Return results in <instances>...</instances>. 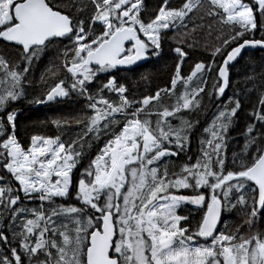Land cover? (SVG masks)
<instances>
[{"label": "snow or ice", "instance_id": "1", "mask_svg": "<svg viewBox=\"0 0 264 264\" xmlns=\"http://www.w3.org/2000/svg\"><path fill=\"white\" fill-rule=\"evenodd\" d=\"M88 5L90 14L81 18ZM143 7L142 0H88L87 5L82 0H0V41L18 47L21 56L10 63L0 55V113H6L0 116V169L11 177H0V215L8 214L11 236L0 230V244L7 249L0 251V264H24L18 249L28 264H264V131L255 128L259 122L264 129V95L260 110L250 113L255 120L247 125L243 149L233 154L230 170H225L222 155L225 133L241 105L231 97L203 130L208 138L200 140L195 163L189 157L178 172L159 166L162 158L177 156L189 142L193 124L180 118L174 126L171 119L199 109L205 70L216 71L209 95L221 96L229 84V65L242 49L264 48V0H182L179 7L161 0L147 18ZM201 8L228 29L226 38L218 37L222 46L211 53L213 58L221 55L222 63L198 62L182 76L187 53L177 46L171 87L130 101L125 84L110 75L89 90L100 73L158 56L162 36L186 28V19ZM195 30L177 38L183 43ZM256 30L259 39L244 38ZM57 41H67L56 50L57 58L63 57L65 78L53 74L51 86L29 102L49 103L76 94L91 113L75 121L83 123L84 135L111 136L78 175L74 169L82 157L77 150L83 148L82 136L65 143L60 136L32 135L22 145L15 131L16 110H7L26 96L33 59ZM232 43L236 46L228 50ZM178 83L184 90L177 94ZM106 91L118 100L108 99ZM165 99L173 102L165 104ZM52 123L60 128L67 121ZM181 189L193 194H175ZM21 192L40 207L17 206ZM69 197L77 203H56ZM182 204L196 206L199 219L178 214ZM234 211H239L240 222L230 226L224 221L218 230L222 215ZM25 213L31 218L25 219Z\"/></svg>", "mask_w": 264, "mask_h": 264}, {"label": "trees", "instance_id": "2", "mask_svg": "<svg viewBox=\"0 0 264 264\" xmlns=\"http://www.w3.org/2000/svg\"><path fill=\"white\" fill-rule=\"evenodd\" d=\"M142 2L144 6L142 13L147 18L150 13L158 9L161 0H142ZM181 3L182 0H170V4L173 7H179ZM82 4L87 5L88 0H82ZM90 11L91 5H88L81 13V18L87 19ZM205 13L206 9L204 8L196 10L186 19V28L171 30L162 36L161 50L158 56H149L146 62L131 69H114L108 73H100L94 82L89 85V90L94 91L99 84L106 82L110 75L115 76L118 83L125 84L127 89L126 95L130 101H139L144 95L154 94L157 89L171 87L170 80L175 73V64L179 60V57L173 51L177 46L182 47L187 53L181 64L182 76H187L191 72L192 67L198 62H203L205 65L213 63V60H215L216 64L222 63L221 55L218 54L213 58L211 53L215 47L222 46V40L218 39V37L223 36L226 38L228 29L222 28L216 20L208 17ZM194 26L196 30L192 38L181 43L177 38L179 34L192 29ZM260 37V31L256 30L244 38L259 39ZM64 44H67V41H57L54 45L45 49L38 59H33L26 74V80L29 85L25 89L26 96L13 102L7 110H16L15 131L17 139L22 145L30 143L32 135L60 136L61 140L65 143L82 136L83 148L77 149L82 151V157L78 162L77 168L74 169V175H78L80 169L88 165L90 160L104 147L107 139H110L111 136L101 133L97 139L95 134L84 135L85 129L83 123L77 124L75 121L85 115H91V113L86 111V101L76 94H70L65 99L49 103L36 104L29 102L34 98L40 97L46 88L51 86L53 74L62 79L65 78L66 70L61 64L63 57L57 58L56 54L57 46L63 48ZM235 46L236 43H232L228 50ZM224 54L226 55V52ZM0 55H3L10 63L21 60L20 49L3 41H0ZM262 73H264V50H245L229 65V84L225 92L221 96H216L215 94L210 96L209 93L213 90L216 71L213 70L209 73L205 70L204 78L207 80V84L204 93L200 97L201 105L199 109L191 112L185 110L180 114V117H174L177 120L172 122V124H176L180 118L187 119L193 124V128L188 133L189 142L184 151L179 152L177 156L166 157L165 162L168 165L169 172H178L183 164L189 162V157H191V163L196 162V158L200 155V140L208 138V134L203 130L210 125L217 114V110L224 108V105L229 101V97L233 100L239 99L241 101L240 108L232 118L229 129L225 133V147L222 151V155L225 158V170L227 171L234 167L233 154L241 153L245 143L247 125L253 123L255 120L254 117L250 116V113L254 108L257 110L261 108L259 98L261 95H264V75ZM183 90V85H180L177 86L176 92L178 94L179 91ZM105 96L113 101L118 100V97L114 93L106 91ZM172 102L167 99L164 101L165 104H171ZM137 106L139 105L137 104ZM2 115H6V113H0V116ZM121 118L117 116V119ZM53 120L67 121V124L62 123L61 127L57 128L52 123ZM255 128L264 131L259 122L255 123ZM250 135L255 136L256 131ZM175 150L173 148V151ZM254 150V146L249 149V151ZM213 160H215V156H213ZM237 163H239V160ZM0 177H4V181L11 180L10 174H6L3 169H0ZM3 186L4 182H0V187ZM10 186L15 190L17 184L13 181ZM13 194H16L15 191ZM176 194L192 195L193 192L191 189H181ZM19 195L20 203L17 206L28 209L40 207L38 200L27 199L22 192ZM56 203L76 204L77 202L69 197L67 199L57 198ZM44 208L47 210L49 205L45 203ZM179 211L182 213L181 215H188L190 221L198 220L201 215L197 208L188 205L183 206ZM190 213L192 215H189ZM239 217V211L224 213L220 229L224 228V221H227L230 226L239 223ZM24 218H31L30 214L25 213ZM8 219L7 213L0 215V230H4L5 235H8L9 239H11L8 231ZM19 223V220H17V225ZM60 223L61 221H56L57 225ZM260 227L264 228V223H261ZM13 230L18 231L19 229L14 228ZM47 235L50 237L51 232ZM57 239L59 238L57 237ZM10 246L17 247L16 244H11ZM0 251H7L3 244H0ZM18 252L21 254L24 264H28L22 250L18 249ZM41 259H43V256H41Z\"/></svg>", "mask_w": 264, "mask_h": 264}, {"label": "water", "instance_id": "3", "mask_svg": "<svg viewBox=\"0 0 264 264\" xmlns=\"http://www.w3.org/2000/svg\"><path fill=\"white\" fill-rule=\"evenodd\" d=\"M248 49H260V50H264V48H261L260 46H256L255 48L253 47H250V46H247L245 49H242L241 52L245 51V50H248ZM149 59V57L145 60H141V61H138L135 65L133 66H128V67H123V66H118L117 69H131L133 67H136V66H139L141 64H143L144 62H146L147 60ZM222 222H223V215H222V220L220 222V224L218 225V230L221 228V225H222ZM203 239V238H202Z\"/></svg>", "mask_w": 264, "mask_h": 264}, {"label": "rangeland", "instance_id": "4", "mask_svg": "<svg viewBox=\"0 0 264 264\" xmlns=\"http://www.w3.org/2000/svg\"><path fill=\"white\" fill-rule=\"evenodd\" d=\"M180 85H181V84L178 83L177 86H180ZM194 86H195V85H194ZM16 116H17V113H16ZM152 119L155 120V117H153ZM176 120H177V119L172 118V119H171V123L174 122V121H176ZM211 123H212V122H211ZM211 123H210V124H211ZM177 124H178V123L173 124V125L175 126V125H177ZM228 129H229V127H228ZM227 131H228V130H227ZM206 139H207V138H205V140H206ZM165 159H166V157L162 158L163 163H160V165H159L160 167H164L165 165H167V163L165 162ZM162 161H161V162H162ZM167 166H168V165H167ZM175 194H176V192H175ZM177 195H185V194H177ZM187 205H188V206H191V207H193V208H196V206H193V205H191V204H182V205L180 206V208L178 209V214L181 215L182 213H181L179 210H180L183 206H187ZM194 218H195V217H194ZM196 218H198V216H196ZM203 242H204V241H203L202 238H201V239H200V243H203Z\"/></svg>", "mask_w": 264, "mask_h": 264}]
</instances>
